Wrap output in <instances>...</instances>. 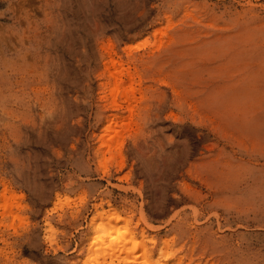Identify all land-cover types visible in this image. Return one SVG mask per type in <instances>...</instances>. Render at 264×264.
Segmentation results:
<instances>
[{
    "label": "rangeland",
    "instance_id": "rangeland-1",
    "mask_svg": "<svg viewBox=\"0 0 264 264\" xmlns=\"http://www.w3.org/2000/svg\"><path fill=\"white\" fill-rule=\"evenodd\" d=\"M0 264H264V0H0Z\"/></svg>",
    "mask_w": 264,
    "mask_h": 264
},
{
    "label": "bare ground",
    "instance_id": "bare-ground-1",
    "mask_svg": "<svg viewBox=\"0 0 264 264\" xmlns=\"http://www.w3.org/2000/svg\"><path fill=\"white\" fill-rule=\"evenodd\" d=\"M121 76H122V74H121V72H110L109 71V78L113 81V83H114V87H113V89H112V91L115 93V94H121L126 100H128L129 99V96L132 94V88L130 87V86H128V87H123L124 86V84L121 82ZM103 215H106V213H104V214H101V215H98L97 217H95V218H92L91 219V221H90V223L92 224V225H94V223L93 222H95L97 219H103ZM108 216H106V219H108L107 218ZM116 219H118V217H115ZM115 228V227H114ZM114 228H113V226H111V227H104V228H95L94 227V230H93V232L95 233V234H97V233H99L96 237H94V238H92V241H91V244H90V248H91V246H93L94 244H96L97 243V241H99V242H102L103 240H105V238H107V237H109L108 235H109V233L110 234H112V232L114 231ZM113 235V234H112ZM111 236V235H110ZM116 237H118L117 238V241H118V239H120L121 240V238H119V236H116ZM115 237V238H116ZM111 237H109V244L110 245H114L115 244V238L113 239L112 238V240L113 241H115L114 243H113V241L110 239ZM110 245H108V246H110ZM119 246V247H116V246ZM117 245L115 246L116 248H119L118 250L116 249V252H118L117 253V255L116 256H118V257H116V258H121V257H119V255H123L124 253H130L134 248H135V246H137V245H141V243H135V240H134V238L131 236V235H129V234H126V236H125V240H123V242L122 243H120V241L119 242H117ZM108 249V248H107ZM106 249V250H107ZM112 249H113V247H112ZM113 253V252H112ZM115 253V252H114ZM126 254H124V255H126ZM115 255V254H114Z\"/></svg>",
    "mask_w": 264,
    "mask_h": 264
}]
</instances>
